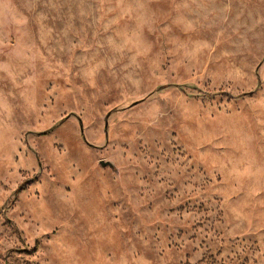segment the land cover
I'll return each instance as SVG.
<instances>
[{"label": "rangeland", "instance_id": "obj_1", "mask_svg": "<svg viewBox=\"0 0 264 264\" xmlns=\"http://www.w3.org/2000/svg\"><path fill=\"white\" fill-rule=\"evenodd\" d=\"M0 264H264V0H0Z\"/></svg>", "mask_w": 264, "mask_h": 264}, {"label": "trees", "instance_id": "obj_2", "mask_svg": "<svg viewBox=\"0 0 264 264\" xmlns=\"http://www.w3.org/2000/svg\"><path fill=\"white\" fill-rule=\"evenodd\" d=\"M171 87H173V88H177V89H182V87H179V86H171ZM162 89H164V87L162 88ZM160 90V88L158 89V91ZM132 106V105H131ZM130 106V107H131Z\"/></svg>", "mask_w": 264, "mask_h": 264}, {"label": "water", "instance_id": "obj_3", "mask_svg": "<svg viewBox=\"0 0 264 264\" xmlns=\"http://www.w3.org/2000/svg\"><path fill=\"white\" fill-rule=\"evenodd\" d=\"M103 166L108 167V166H110V164L109 163H103Z\"/></svg>", "mask_w": 264, "mask_h": 264}]
</instances>
